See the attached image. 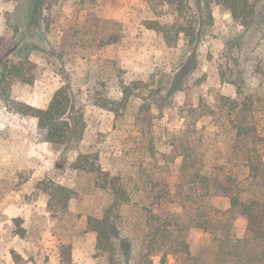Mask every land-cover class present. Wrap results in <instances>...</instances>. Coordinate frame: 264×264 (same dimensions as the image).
Segmentation results:
<instances>
[{
    "label": "rangeland",
    "instance_id": "1",
    "mask_svg": "<svg viewBox=\"0 0 264 264\" xmlns=\"http://www.w3.org/2000/svg\"><path fill=\"white\" fill-rule=\"evenodd\" d=\"M216 1L186 0L189 14L198 20L206 17L208 5L212 24L203 28L192 46L180 41L168 47L160 35L142 26L152 18L149 9L157 1L0 0V53L13 51L19 59L27 58L36 65L37 74L31 85L13 82L11 100L45 108L54 92L68 84L79 98L74 112L82 113L86 124L75 151L54 149L44 141L35 118L18 114L12 104L0 103V264H62L65 247L70 249L71 264H98L87 219L101 216L109 195L98 188L96 174L73 167L74 159L85 155L89 163L116 172L144 154L141 166L146 170L139 171L143 176L160 165L176 170L180 159L171 163L169 151L173 131L184 123L179 108L186 90L191 92L194 107L200 101L213 103L215 93L251 104L255 118L264 124V0H254L255 17L247 29L235 25ZM112 20L120 24L122 33L113 45L96 48L98 41L82 33L100 31ZM112 75L125 84L144 83L151 77L172 80L159 99L161 112L152 106L147 113L145 107L140 108L141 100L131 109L120 107L117 115L98 109L99 100L113 90L106 82ZM232 81L242 83L239 94ZM215 123L205 117L198 127L205 126L214 138ZM154 145L167 151L157 163L152 158L157 153L152 152ZM41 181L74 192L68 214L48 211ZM144 183L150 184L148 180ZM167 183L174 192V174ZM211 202L219 209L229 208L225 197ZM246 225V220L236 219L231 236L242 239ZM211 239L194 229L189 244L197 251L207 248ZM11 251L23 261L12 258ZM251 256L250 264H263ZM153 261L159 264L158 257ZM173 263L169 257L168 264Z\"/></svg>",
    "mask_w": 264,
    "mask_h": 264
},
{
    "label": "trees",
    "instance_id": "2",
    "mask_svg": "<svg viewBox=\"0 0 264 264\" xmlns=\"http://www.w3.org/2000/svg\"><path fill=\"white\" fill-rule=\"evenodd\" d=\"M153 1L157 3L149 9L152 18L143 21L142 26L160 35L168 47H175L180 41L192 46L203 28L212 24L208 5L206 17L198 20L189 14L186 0ZM216 5L241 28H249L255 17L254 0H217ZM82 33L98 41L96 48L113 45L122 37L121 26L114 20L100 31L86 29ZM36 78V65L27 58L19 59L13 51L0 53V103L12 104L18 114L35 118L44 141L54 149L75 151L86 124L83 114L74 112L79 98L70 92L68 84L54 92L45 108L11 100L13 82L31 85ZM106 82L113 90L96 107L117 115L120 107L131 109L137 100L142 101L140 108L145 107L147 113L152 106L161 112L159 99L172 80L164 82L151 77L144 83L125 84L123 80L116 82L112 75ZM232 84L239 94L242 83L232 81ZM185 93L186 99L179 108L184 123L173 131L169 151L171 163L180 159L176 170H164L160 165L153 173L148 171L143 176L139 171L146 170L141 166L144 154L116 172L89 163L85 155L74 159L73 167L96 174L98 188L109 195L101 216L87 219V227L95 237L98 264H153L155 257L159 264H168L169 257L173 264H246L245 261L250 264L251 254L264 264V124L255 118L251 104H240L215 93L213 103L200 101L194 107L191 92ZM205 117L216 122L212 125L216 129L214 138L205 132V126L198 127ZM154 150L157 153L152 158L156 163L165 158L166 148L155 146ZM173 174L174 192L167 183ZM145 179L150 184H145ZM40 185L41 192L47 196L48 211L54 210L55 215L60 211L68 214L74 192L52 182L41 181ZM220 196L229 200L227 210L212 204V198ZM238 218L247 223L242 239L231 236ZM194 229L212 237L207 248L192 250L189 235ZM11 256L23 261L14 251ZM60 262L71 264L69 247L62 248Z\"/></svg>",
    "mask_w": 264,
    "mask_h": 264
}]
</instances>
